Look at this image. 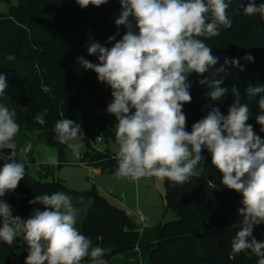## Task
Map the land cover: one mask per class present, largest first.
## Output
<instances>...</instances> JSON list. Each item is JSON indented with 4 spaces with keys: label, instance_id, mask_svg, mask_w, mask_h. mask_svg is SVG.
Instances as JSON below:
<instances>
[{
    "label": "clouds",
    "instance_id": "9594fccd",
    "mask_svg": "<svg viewBox=\"0 0 264 264\" xmlns=\"http://www.w3.org/2000/svg\"><path fill=\"white\" fill-rule=\"evenodd\" d=\"M109 0H75L81 9L100 7ZM121 10L115 26L126 31L117 40L109 36L111 47L98 42L87 45L89 56L96 63L78 57L84 70L96 74L98 82L111 89V101L106 112L115 117V152L117 179L139 181L144 178L167 180L175 185L188 183L204 171L206 150L212 166L221 174V185L239 193L241 207L237 209L240 228L231 239L229 258L242 252L254 254L257 264H264V241L253 235L254 228L264 224V138L248 123L250 104L257 96L259 114L255 116L264 132V85L249 84L244 97L233 86V103L227 114L212 107L206 116L187 130L184 105L191 103L189 76L203 77L199 84L210 89L211 101L219 102L229 92L222 87L228 67L244 71L240 59L254 62L247 54L242 58H224L212 54L205 42L232 27L229 9L232 0H118ZM246 16L264 19V3L247 0L241 3ZM5 59L15 60L13 54ZM214 69L212 79L205 76ZM8 87L0 73V96ZM27 110V108H25ZM47 110L34 120L46 123ZM55 121L54 139L73 153L85 147L79 123L64 118ZM20 124L17 112L0 104V241L11 246L18 239L27 246L24 264H109L110 247L93 245L92 239L77 227L80 209L73 198L63 191L41 194L28 201L33 207L27 218L13 215V209L3 197L14 191L27 173L25 157L32 151L31 141L17 143ZM4 150H9L5 154ZM47 162L58 166L55 152L46 154ZM211 188L216 185L209 181ZM81 202L82 199H81ZM39 206H43L42 208Z\"/></svg>",
    "mask_w": 264,
    "mask_h": 264
},
{
    "label": "trees",
    "instance_id": "16d2710c",
    "mask_svg": "<svg viewBox=\"0 0 264 264\" xmlns=\"http://www.w3.org/2000/svg\"><path fill=\"white\" fill-rule=\"evenodd\" d=\"M241 3L246 6L247 0H232L229 9L232 27L205 42L212 48V54L220 57L216 67L223 64L225 57L242 58L247 54L254 57V62L240 59L244 71L228 67L226 74L215 77H222L221 86L229 91L219 102L211 101L207 95L210 89L199 84L203 77L195 73L189 76L192 101L183 108L189 131L212 107L218 106L227 114L234 100L233 86L244 97L249 84L264 85V19L258 14L244 15ZM256 3H264V0H256ZM120 10L118 0L84 9L75 0H19L7 12H0V73L8 82L5 94L0 96V104L17 112L20 124L17 142L27 138V133H37L58 150L60 164L57 167L68 162L69 154H83L90 161L88 165L100 169L101 173H115V152L96 150L99 137L102 141L115 142V131L108 123L106 112L112 99L111 89L98 82L93 71L84 70L77 58L84 57L96 63L97 58L88 55L87 45L94 41L111 47L115 41L109 43V36L115 35L117 40L122 37L126 29L115 26ZM8 54H13L15 60L7 61ZM213 73L214 69L204 75L212 79ZM259 98L253 101L244 98V101L250 104L252 113L248 123L264 138L255 119L260 112ZM44 110L48 113L46 123L40 125L34 117ZM61 113L82 127L85 147L78 154L54 139L53 126L62 118ZM4 151L8 154L9 150ZM203 155L206 165L211 156L206 150ZM2 164L0 161V166ZM26 169L24 180L3 197L12 206L13 215L27 218L36 207L28 201L41 194L63 191L80 209L77 224L80 231L92 239L94 246L112 249L106 257L109 264L116 257L136 249L141 233L139 226L125 209L111 203L96 186L87 191L71 190L61 181L47 180L54 173L50 166L41 165L37 177L30 173L28 165ZM207 179L216 177L193 176L183 185L166 182L167 210L176 218L157 228L155 246L150 251L154 264H257L259 258L249 252L229 258L231 239L240 228L237 209L241 207V195L229 189L215 191L207 185ZM253 235L258 241H264V224L256 226ZM17 254L27 256L22 240L18 239L11 246L0 241V264H12ZM84 264L89 262L86 260Z\"/></svg>",
    "mask_w": 264,
    "mask_h": 264
},
{
    "label": "rangeland",
    "instance_id": "374dc122",
    "mask_svg": "<svg viewBox=\"0 0 264 264\" xmlns=\"http://www.w3.org/2000/svg\"><path fill=\"white\" fill-rule=\"evenodd\" d=\"M18 2L19 0L1 2L0 12H7L11 5H16ZM96 109L99 110L97 107ZM108 123L115 131L114 126L116 120L114 116L109 114ZM27 139L32 142L33 148L25 157V161L33 176L37 177L41 165H47L52 167L54 171L47 180L61 181L68 189L77 191H87L93 188V186H96L99 192L111 203L119 207L124 205V208L126 207L125 209L130 211V216L137 221L142 231L141 237L143 238V242L150 238V233L144 232L145 230L155 231L156 235L157 228L162 219L170 221L176 218L172 211L167 210V202L165 198L167 180L144 178L133 182L127 179H117L114 174L96 172L95 167L87 165L90 161L85 159L82 156L83 154H69L67 156V163L60 167L52 166L47 162L45 158L46 154L49 152H55L58 155V150L55 147L48 145L43 139L39 138L37 133H27V138L24 140L18 139V145L24 146L26 142H28ZM107 149L116 152V143L113 140L96 142V150L105 151ZM81 160L87 164H81ZM205 175H215L221 180V174L212 166L211 161L204 165V171L200 176L203 177ZM138 207H140L141 212L149 218L147 227L141 223L135 214ZM155 237L152 238L149 244L144 248V264H154L150 259V253L147 249L155 246V244H152ZM25 248L27 250L26 245ZM25 258L26 257H23L21 254H17L12 264H24ZM115 264L119 263L117 262Z\"/></svg>",
    "mask_w": 264,
    "mask_h": 264
},
{
    "label": "crops",
    "instance_id": "0c3cea01",
    "mask_svg": "<svg viewBox=\"0 0 264 264\" xmlns=\"http://www.w3.org/2000/svg\"><path fill=\"white\" fill-rule=\"evenodd\" d=\"M96 169V172H101L100 171V169H98V168H95ZM209 176H215V175H205V176H203L204 178H206V177H209ZM216 177V176H215ZM217 178V177H216ZM121 208H123V209H125L124 208V205L122 206H120ZM137 209H139L140 211H141V209H140V207H138ZM126 210V209H125ZM126 212L130 215V211L129 210H126ZM135 212V211H134ZM147 217V216H146ZM132 219H133V217H131ZM149 219V218H148ZM134 221H135V219H134ZM136 223H137V221H135ZM164 222H166L164 219H162L161 221H160V223H159V225H161V224H163ZM137 225L139 226V224L137 223ZM140 228V227H139ZM141 230V229H140ZM144 232H146V233H150V238L149 239H146V241H144L143 242V238L141 237V235H142V231H141V233H140V239H139V241H138V244H137V247H136V249L134 250V251H131V252H128V253H125V254H122V255H120V256H118V257H116L115 259H114V261H113V263L112 264H115V263H121V264H124L125 263V261H126V263L125 264H130V263H132V264H144V248H145V246H147L148 244H149V242H150V240L152 239V238H154L156 235H155V231H152V230H150V231H148V230H145ZM156 234H157V231H156ZM152 244H155V240H154V242L152 243ZM151 244V245H152ZM150 245V246H151ZM151 247H149L147 250H149V253H150V251L154 248V247H152L151 249H150Z\"/></svg>",
    "mask_w": 264,
    "mask_h": 264
},
{
    "label": "built area",
    "instance_id": "2783aa9c",
    "mask_svg": "<svg viewBox=\"0 0 264 264\" xmlns=\"http://www.w3.org/2000/svg\"><path fill=\"white\" fill-rule=\"evenodd\" d=\"M97 142H102V139L99 137L98 139H97ZM6 154V153H5ZM81 164H87V163H85L84 161H82L81 160ZM88 165V164H87ZM209 181H213L214 183H215V185H216V187L215 188H212V189H214L215 191H223V190H226V189H228V188H226V187H224V186H222L221 185V183H220V179H218V178H216V179H207V185L211 188V186H210V184H209ZM135 214H136V216L139 218V220L141 221V223L145 226V227H147V224H148V222H149V219H148V217H146L139 209H137L136 210V212H135Z\"/></svg>",
    "mask_w": 264,
    "mask_h": 264
}]
</instances>
